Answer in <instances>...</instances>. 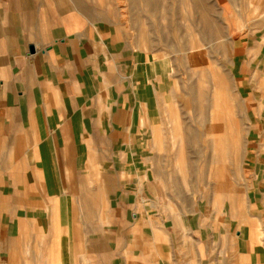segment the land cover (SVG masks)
<instances>
[{
    "label": "crops",
    "instance_id": "0c3cea01",
    "mask_svg": "<svg viewBox=\"0 0 264 264\" xmlns=\"http://www.w3.org/2000/svg\"><path fill=\"white\" fill-rule=\"evenodd\" d=\"M72 2L95 34L39 52L38 31L12 23L25 1L0 0V264H264V100L243 184L209 212H166L143 125L155 61L124 74L122 53L102 51L105 14Z\"/></svg>",
    "mask_w": 264,
    "mask_h": 264
},
{
    "label": "rangeland",
    "instance_id": "374dc122",
    "mask_svg": "<svg viewBox=\"0 0 264 264\" xmlns=\"http://www.w3.org/2000/svg\"><path fill=\"white\" fill-rule=\"evenodd\" d=\"M23 1L26 6L11 7L12 23L28 39L38 31L39 52L85 30L95 34L72 0ZM88 1L105 14L104 21L94 20L102 51L122 53L124 74L134 72L137 61H155L151 116L143 125L155 130L160 207L187 214L216 208L228 189L248 177L251 115L264 100V0ZM129 81L119 85L129 88ZM142 108L147 114L145 102Z\"/></svg>",
    "mask_w": 264,
    "mask_h": 264
},
{
    "label": "bare ground",
    "instance_id": "6f19581e",
    "mask_svg": "<svg viewBox=\"0 0 264 264\" xmlns=\"http://www.w3.org/2000/svg\"><path fill=\"white\" fill-rule=\"evenodd\" d=\"M146 1H147V0H146ZM194 4H195V3H194ZM197 6H198V7H201V5H200L199 3H197ZM197 20H198V19H197ZM203 20H204V19H203ZM204 21H205V20H204ZM200 23H201V22H200ZM205 23H206V27H207L208 24H207L206 21H205ZM211 24H212V23H211ZM209 27H210V26H209ZM204 29H205V28H204ZM211 29H212V28H211ZM197 31H198V30H197ZM200 31H201V30H200ZM202 31L205 32L203 29H202ZM202 31H201V32H202ZM198 33H199V32H198ZM208 33H209V32H208ZM201 34H202V33H201ZM204 34H206V33H204ZM204 34H203V35H204ZM218 34H219V33H218ZM219 35H220V34H219ZM215 36H216V35H215ZM213 38H214V37H213ZM216 39H217V38H216ZM179 44H180V43H179ZM204 73H205V72H204ZM204 73L202 72L201 75L204 76V75H205ZM215 74L217 75L218 73H215ZM219 77H221V75H219ZM217 78H218V77H217ZM221 78H222V77H221ZM221 78H220V79H221ZM207 79H210V78H207ZM218 79H219V78H218ZM201 80H203V79L201 78ZM203 81H204V80H203ZM222 81H223V79H222ZM215 83H216V82H215ZM220 83H221V81H220ZM207 84H208V83H207ZM217 84H218V83H217ZM199 87H200V85H199ZM213 87H214V86H213ZM196 89H197V88H196ZM189 90H190V88H189ZM197 90H198V92H199V93H197V94H198V95H197V98H199L198 100H201V97H202L201 94H202V92H200V90H202V89L200 88V90H199V89H197ZM190 91H191V90H190ZM190 91H189V92H190ZM192 92H193V94L195 93V91H193V90H192ZM196 92H197V91H196ZM190 93H191V92H190ZM190 93H189V94H190ZM204 93H205V92H204ZM218 93H219V92H218ZM216 94H217V93H216ZM195 95H196V94H195ZM195 95H193L194 98H195ZM199 95H200L201 97H200ZM190 96H191V95H190ZM213 97H214V96H213ZM197 98H196V99H197ZM200 102H201V101H200ZM202 102H203V101H202ZM202 102H201V103H202ZM197 103H198V102H197ZM197 103H195V104H197ZM185 104H186V103H185ZM198 104H199V103H198ZM198 104H197V105H198ZM198 107H199V109H198L199 112H202V109H203V111H204V108H201V104H200V106H198ZM202 107H204V106H202ZM211 109H212V108H211ZM213 111H214V110H213ZM213 111H212V112H213ZM212 112H211V113H212ZM200 114H201V113H200ZM210 119H211V118H210ZM194 133H195V132H194ZM182 136H183V135H182ZM218 138H219V137H218ZM199 139H200V138H199ZM187 144H188V143H187Z\"/></svg>",
    "mask_w": 264,
    "mask_h": 264
},
{
    "label": "water",
    "instance_id": "95a60500",
    "mask_svg": "<svg viewBox=\"0 0 264 264\" xmlns=\"http://www.w3.org/2000/svg\"><path fill=\"white\" fill-rule=\"evenodd\" d=\"M35 52H36V47H35V45L31 44V45L29 46V53H30V54H33V53H35Z\"/></svg>",
    "mask_w": 264,
    "mask_h": 264
}]
</instances>
